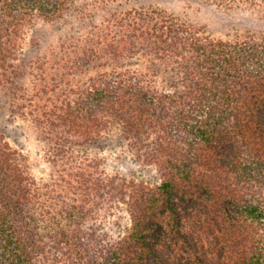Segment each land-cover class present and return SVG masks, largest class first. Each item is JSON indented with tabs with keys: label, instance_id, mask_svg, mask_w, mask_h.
Instances as JSON below:
<instances>
[{
	"label": "trees",
	"instance_id": "16d2710c",
	"mask_svg": "<svg viewBox=\"0 0 264 264\" xmlns=\"http://www.w3.org/2000/svg\"><path fill=\"white\" fill-rule=\"evenodd\" d=\"M0 103V264H264V0H0Z\"/></svg>",
	"mask_w": 264,
	"mask_h": 264
},
{
	"label": "rangeland",
	"instance_id": "374dc122",
	"mask_svg": "<svg viewBox=\"0 0 264 264\" xmlns=\"http://www.w3.org/2000/svg\"><path fill=\"white\" fill-rule=\"evenodd\" d=\"M178 3L180 6H182L183 10L189 12L193 11V13L197 11L195 9L196 7L199 9V12H202L203 9L201 8L200 4L197 6H190L183 4V2ZM241 15L248 17L253 16L250 13L242 12L236 15V17ZM230 16L232 15H229V17ZM230 18L233 19L234 16ZM14 119L15 118L8 116L7 113H4L2 104L0 103V125L7 124V122H9V125L6 128L9 141L25 157L30 172L34 173L35 175L45 174L47 172V165L42 159L43 144H41V142L37 139L36 133L29 121H24L17 118L16 120ZM107 157L109 170H115L118 172L123 171L132 174L135 173L137 179L139 180L150 182H155L158 180V171L154 167L135 163L130 154L127 153L125 146H123V144L121 145L118 139H114L110 142L109 146L107 147ZM111 217L116 219V222L106 223L104 225V232L108 233L111 237L116 238L117 235L123 232L125 227L129 225V221L127 219L128 216L126 213H124V211L118 210L117 213Z\"/></svg>",
	"mask_w": 264,
	"mask_h": 264
}]
</instances>
